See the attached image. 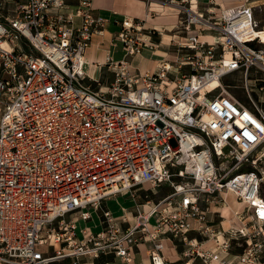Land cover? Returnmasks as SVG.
<instances>
[{
  "label": "built area",
  "instance_id": "1",
  "mask_svg": "<svg viewBox=\"0 0 264 264\" xmlns=\"http://www.w3.org/2000/svg\"><path fill=\"white\" fill-rule=\"evenodd\" d=\"M158 1L186 33L175 62L141 72L109 56L112 78L97 79L85 54L106 20L93 0H0V264H131L142 244L150 264H264V114L223 84L264 71L256 6ZM140 30L121 23L126 57L154 45ZM144 185L169 191L132 216L106 207ZM99 209V231L78 228Z\"/></svg>",
  "mask_w": 264,
  "mask_h": 264
},
{
  "label": "crops",
  "instance_id": "2",
  "mask_svg": "<svg viewBox=\"0 0 264 264\" xmlns=\"http://www.w3.org/2000/svg\"><path fill=\"white\" fill-rule=\"evenodd\" d=\"M210 0H197L200 7H204ZM217 3L224 7L236 6L243 2V0H216ZM150 3L152 4L150 7ZM158 0L148 2L147 0H93V6L97 13L106 20L105 31L103 35H95L93 37L92 45L88 48L85 54V70L87 74L94 78L111 79L113 74L107 70L106 60L111 56L114 61H122L128 59L133 67L141 72L157 71L163 62H175V46L174 42L185 37L180 23V14L177 8L172 6H160ZM256 7L264 8V0H258ZM153 10L150 17H146L149 10ZM123 21L132 22L133 24H140L141 30L138 33L140 37L152 38L153 34H158V40L151 47L143 48L140 53L126 57V50L124 43L117 37L121 30V23ZM148 31V32H147ZM147 32V33H146ZM150 36V37H149ZM174 55V58H173ZM126 195V194H125ZM131 196L118 195L106 201V207L112 212L116 218H121L126 212L128 216H132L138 204L130 199ZM230 197L234 196L230 195ZM132 198V197H131ZM228 199V202H229ZM236 200V199H235ZM234 201V200H233ZM232 210H241L242 205L234 201V205L229 202ZM223 216L232 220V212L229 209L220 208ZM92 220L78 222V228L89 227L94 232L101 229L97 224L95 217ZM132 221V218H130ZM236 222V221H235ZM227 226V222H224ZM148 244H142L133 251V263L131 264H150L148 256ZM179 250H176L168 244L165 254L172 260L179 259ZM222 258L229 259V255L222 254ZM231 258V257H230ZM110 264H128L120 258H107ZM101 260L95 262L85 261L84 264H100Z\"/></svg>",
  "mask_w": 264,
  "mask_h": 264
},
{
  "label": "rangeland",
  "instance_id": "3",
  "mask_svg": "<svg viewBox=\"0 0 264 264\" xmlns=\"http://www.w3.org/2000/svg\"><path fill=\"white\" fill-rule=\"evenodd\" d=\"M252 5L257 4L258 0H248ZM256 19L260 25V28L264 27V8L261 9V7H256V13H255ZM133 31V30H132ZM148 32V31H147ZM146 32V33H147ZM132 33V32H131ZM142 33V32H140ZM152 39L154 41L158 40V34H153ZM140 37V35H139ZM174 58V55H173ZM248 79H251L256 81L258 80H264V71L260 69H253L249 72L248 76H245L244 72H235L228 76H226L223 79V84L226 87V89L234 96L236 97L240 102L245 103L246 105H254L253 103L256 101L259 103V105L262 106L264 110V82H257V86L255 89H258V91H255L254 93H249V90H252L253 86H251V82H248ZM248 83V84H247ZM254 100V101H253ZM261 100L263 102H261ZM261 167L264 169V162H261ZM168 189H161L157 194H153L151 192L150 186L144 185L143 189L137 192H129L128 194L124 195L131 196L130 199L135 201V204H144L148 200H154L157 201L162 196H164L166 193H168ZM229 199V198H228ZM236 202L233 197H230L229 202H231L232 205H234V201ZM93 216L95 217V220L97 221V224L99 226L102 225L100 222L102 217V210L99 209L95 212H93ZM125 227H127V224H123ZM234 252H241L242 248L239 246H234Z\"/></svg>",
  "mask_w": 264,
  "mask_h": 264
},
{
  "label": "bare ground",
  "instance_id": "4",
  "mask_svg": "<svg viewBox=\"0 0 264 264\" xmlns=\"http://www.w3.org/2000/svg\"><path fill=\"white\" fill-rule=\"evenodd\" d=\"M160 6L161 5H159L158 7H155L154 6V8H160ZM134 33V32H133ZM251 82V86H253V88H252V90H249V93H254L255 91H258V89H255V87L257 86V82H264V80H256V81H254V80H252V81H250ZM248 84V83H247ZM254 101V100H253ZM261 102H263L262 100H261ZM242 103V102H241ZM244 106H246L247 108H251L252 110H254V111H259V112H261V113H263L264 114V110H263V108H262V106L261 105H259V103L258 102H254L253 104L254 105H246L245 103H242Z\"/></svg>",
  "mask_w": 264,
  "mask_h": 264
}]
</instances>
